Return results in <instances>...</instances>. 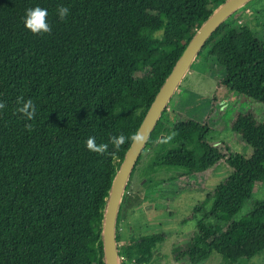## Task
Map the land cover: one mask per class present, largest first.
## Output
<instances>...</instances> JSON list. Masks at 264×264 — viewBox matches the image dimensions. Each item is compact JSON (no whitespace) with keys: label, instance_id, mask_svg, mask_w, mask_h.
<instances>
[{"label":"trees","instance_id":"1","mask_svg":"<svg viewBox=\"0 0 264 264\" xmlns=\"http://www.w3.org/2000/svg\"><path fill=\"white\" fill-rule=\"evenodd\" d=\"M226 0H0V264H106L103 224L113 181L131 146L116 151L110 137L136 133L156 95L205 21ZM235 10L210 35L194 59L221 68L219 85L264 103V38L245 39ZM69 14L63 20L58 6ZM47 9L50 33L33 34L23 22L28 8ZM177 90L139 156L146 150L161 165L188 174L226 160L233 174L212 196L214 209L196 212L234 216L248 190L264 182V119L239 113L232 122L253 148L245 157L207 139V124L170 108ZM31 99L34 117L17 109ZM28 125H31L29 129ZM171 136L170 140L167 138ZM88 137L108 144L105 154L86 148ZM166 141V142H165ZM111 153V155L109 154ZM119 213L116 238L121 264L149 262L165 235L123 242ZM217 229L195 234L174 249L192 262L219 253L241 264L264 252V200L227 240Z\"/></svg>","mask_w":264,"mask_h":264},{"label":"rangeland","instance_id":"2","mask_svg":"<svg viewBox=\"0 0 264 264\" xmlns=\"http://www.w3.org/2000/svg\"><path fill=\"white\" fill-rule=\"evenodd\" d=\"M238 15L245 39L264 38V0H251ZM212 62H207L204 56L197 60L180 83L170 108L207 124L210 130L207 139L211 144L250 157L253 148L233 130L232 122L239 113H252L263 120L264 103L219 85L217 77L223 69H213L212 74L205 72ZM161 159L155 151L146 150L137 165L132 185L123 193L119 208L123 242L128 244L131 238L150 234L165 235L152 249L151 256L146 255L149 258L146 264H231L215 252L200 262H192L188 256L177 261L174 249L197 233L207 238L217 229L225 239L232 240L237 224L251 213L255 201L264 200V182H257L248 190L250 198L234 216H210L204 222V213L196 212V208L207 200L204 210L214 209L213 199L208 198L233 174L232 165L223 160L208 171L188 174L162 166ZM241 264H264V252Z\"/></svg>","mask_w":264,"mask_h":264},{"label":"water","instance_id":"3","mask_svg":"<svg viewBox=\"0 0 264 264\" xmlns=\"http://www.w3.org/2000/svg\"><path fill=\"white\" fill-rule=\"evenodd\" d=\"M249 0H226L200 27L190 43L185 48L164 85L156 95L138 131L146 133V141L141 146L129 147L123 163L113 181L103 224L104 257L106 264H121L118 243L116 238V223L122 196L132 173V170L141 155L148 138L150 137L159 118L167 108L171 98L178 89L186 73L200 52L210 35L235 10ZM137 131V132H138Z\"/></svg>","mask_w":264,"mask_h":264},{"label":"clouds","instance_id":"4","mask_svg":"<svg viewBox=\"0 0 264 264\" xmlns=\"http://www.w3.org/2000/svg\"><path fill=\"white\" fill-rule=\"evenodd\" d=\"M69 14V9L65 6H58L57 15L61 20L65 19ZM48 11L47 9H43L39 6L34 8H28L25 11V16L23 18V22L25 27L30 30L33 34L40 33H50L51 27L47 23ZM21 106L17 109L19 113L24 114V116L31 120L36 112L35 105L31 99L24 101L23 98H20L17 101ZM6 104L0 101V110L4 109ZM29 129H31V125H28ZM146 133L144 131H138L133 133L131 136L126 137L123 133L118 136L110 137V143L113 146V149L118 151L122 145L126 142H130L133 146H141L146 141ZM172 137L169 136L167 140H170ZM166 142V141H165ZM86 148L89 151L95 152L97 154H105L108 150V144H97L95 137H88L85 141ZM111 155V153H109Z\"/></svg>","mask_w":264,"mask_h":264},{"label":"built area","instance_id":"5","mask_svg":"<svg viewBox=\"0 0 264 264\" xmlns=\"http://www.w3.org/2000/svg\"><path fill=\"white\" fill-rule=\"evenodd\" d=\"M124 258V256H121L120 257V259H123ZM137 264H146V263H137Z\"/></svg>","mask_w":264,"mask_h":264}]
</instances>
